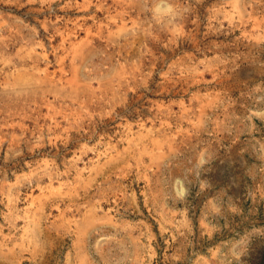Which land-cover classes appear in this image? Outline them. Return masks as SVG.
<instances>
[{
  "label": "rangeland",
  "instance_id": "obj_1",
  "mask_svg": "<svg viewBox=\"0 0 264 264\" xmlns=\"http://www.w3.org/2000/svg\"><path fill=\"white\" fill-rule=\"evenodd\" d=\"M176 3L0 0V264H264V0Z\"/></svg>",
  "mask_w": 264,
  "mask_h": 264
},
{
  "label": "clouds",
  "instance_id": "obj_2",
  "mask_svg": "<svg viewBox=\"0 0 264 264\" xmlns=\"http://www.w3.org/2000/svg\"><path fill=\"white\" fill-rule=\"evenodd\" d=\"M148 13L151 24L153 26L167 29L176 22L178 17L182 14L183 9L178 7L176 0H149ZM257 231L256 229L252 230ZM247 234L241 236L236 241L238 247H246L247 245ZM239 259V256H237Z\"/></svg>",
  "mask_w": 264,
  "mask_h": 264
}]
</instances>
